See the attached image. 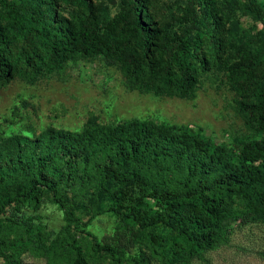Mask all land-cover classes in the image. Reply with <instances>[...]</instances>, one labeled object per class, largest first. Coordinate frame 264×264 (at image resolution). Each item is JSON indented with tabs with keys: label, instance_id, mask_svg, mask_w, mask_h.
Here are the masks:
<instances>
[{
	"label": "rangeland",
	"instance_id": "rangeland-1",
	"mask_svg": "<svg viewBox=\"0 0 264 264\" xmlns=\"http://www.w3.org/2000/svg\"><path fill=\"white\" fill-rule=\"evenodd\" d=\"M9 1L30 8L49 29L62 21L74 25L78 18L101 21L118 38L119 49L111 59L77 54L62 68H51L36 33L15 35L8 12L0 7V25L9 36L5 56L15 64L7 73L0 69L6 80L0 85V200L36 174L25 159L32 151L48 154L47 148L57 142L50 139L52 131L76 133L85 126L151 121L174 127L211 149L223 148L232 164H239L242 145L264 140L256 115L238 111L241 104L254 102V93L264 91V61L255 63L264 28L242 7L245 0H141V20L152 31L148 43L132 20L129 0H86L87 8L64 0ZM183 36L192 39L209 66L198 71L191 92L173 87L160 91L159 79L176 75L168 60ZM26 56L31 67L23 62ZM35 68H40L38 73ZM98 149L89 148L92 152L84 166L78 163L72 171L75 182L69 186L55 173L63 169L62 156L55 151L43 175L58 188L41 186L32 203L18 199L3 209L0 264H74L78 253L85 264H113L105 254L91 252L88 234L99 245L115 249L120 264L142 257L148 264H264V221L251 218L235 195L224 205L232 221L212 249L186 259L161 260L137 240V224L108 211V197L92 184L95 167L106 160ZM136 166L167 188L183 189L189 182L184 166L171 159H148ZM214 171L202 182L206 193L213 188L211 178L222 174ZM142 209L148 215L161 211L153 201ZM15 240L23 246L19 252L11 248Z\"/></svg>",
	"mask_w": 264,
	"mask_h": 264
},
{
	"label": "trees",
	"instance_id": "trees-1",
	"mask_svg": "<svg viewBox=\"0 0 264 264\" xmlns=\"http://www.w3.org/2000/svg\"><path fill=\"white\" fill-rule=\"evenodd\" d=\"M64 1L88 7L86 0ZM129 2L133 9L132 20L143 37H147L148 43L152 40V31L150 24H144L141 20L143 3L141 0ZM0 7L8 12L15 35L20 36L24 31L36 33L47 65L51 68H62L77 54H94L111 59L118 53V38L96 19L78 18L74 25L62 21L57 28L49 29L46 22L24 5L0 0ZM242 7L257 18L264 28L262 0H245ZM5 31L0 25V69L7 73L15 68V64L5 56L9 43ZM193 43L188 36L180 38L168 60L176 75L174 78L161 77L158 90L173 87L180 93H188L194 89L198 71H206L209 62L199 56ZM261 60L264 61V41L255 55V63ZM23 62L26 66H32L28 56L23 58ZM39 70L35 68L37 73ZM5 82L0 77V85ZM253 96L254 102L241 104L238 111L242 116L256 115L257 127L263 130L264 91L259 90ZM49 136L57 142L47 148V155H39L37 151L28 155L25 160L32 165L36 174L22 188L0 200V214L18 199L27 204L35 201L41 186L50 191L58 188L56 182L43 175L55 151L63 161V169H56L55 173L60 181H65L69 186L75 182L72 171L77 164L84 166L88 154L92 152L89 148L98 146L99 152L106 153V160L95 167L97 175L91 178L92 184L108 197V211L120 221L132 219L137 224V240L161 260L167 256L186 259L201 250L212 249L219 232L232 221L224 207L230 195L244 201L251 218L264 221V140H253L242 145L237 155L239 164H232L223 148L211 149L204 142L174 127L151 121L85 126L76 133L57 130ZM160 158L171 159L187 170L189 182L183 189L167 188L161 180L153 181L143 168L136 166L148 159L157 162ZM216 168L222 174L219 178H211L213 188L206 193L202 182H207L217 172L214 171ZM150 201L161 211L154 215L144 213L142 208L147 207ZM162 231L166 233L164 237L160 235ZM88 236L91 252L103 253L113 264H120L121 257L115 249L101 246L93 235ZM22 247L19 240L11 244V248L17 252ZM74 264H85L79 253ZM133 264H148V259L142 257L133 260Z\"/></svg>",
	"mask_w": 264,
	"mask_h": 264
}]
</instances>
